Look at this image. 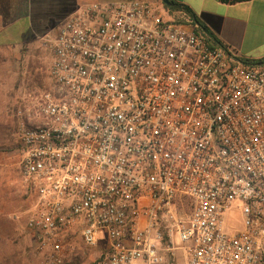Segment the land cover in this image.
<instances>
[{"label": "built area", "instance_id": "obj_1", "mask_svg": "<svg viewBox=\"0 0 264 264\" xmlns=\"http://www.w3.org/2000/svg\"><path fill=\"white\" fill-rule=\"evenodd\" d=\"M47 42L48 87L12 114L38 247L60 262L79 234L105 238L102 264H264V59L162 0L87 3Z\"/></svg>", "mask_w": 264, "mask_h": 264}, {"label": "crops", "instance_id": "obj_2", "mask_svg": "<svg viewBox=\"0 0 264 264\" xmlns=\"http://www.w3.org/2000/svg\"><path fill=\"white\" fill-rule=\"evenodd\" d=\"M93 1L107 0H0V118L6 117V105L19 97L13 92V79L22 56L26 54L27 61L38 58L41 41ZM175 1L187 5L220 44L239 58H264V0Z\"/></svg>", "mask_w": 264, "mask_h": 264}, {"label": "rangeland", "instance_id": "obj_3", "mask_svg": "<svg viewBox=\"0 0 264 264\" xmlns=\"http://www.w3.org/2000/svg\"><path fill=\"white\" fill-rule=\"evenodd\" d=\"M48 37L39 44L38 58L27 61L24 54L20 67L15 66L13 92L19 97L6 105V117L0 118V264H102L107 245L104 237L96 246L88 247L82 244L79 234L70 235L65 258L56 262L48 257L46 249L38 247L34 235L25 228L31 196L20 170L22 150L12 114L25 93L48 87ZM177 264H185L181 251L177 252Z\"/></svg>", "mask_w": 264, "mask_h": 264}, {"label": "trees", "instance_id": "obj_4", "mask_svg": "<svg viewBox=\"0 0 264 264\" xmlns=\"http://www.w3.org/2000/svg\"><path fill=\"white\" fill-rule=\"evenodd\" d=\"M169 2V5H163L169 11L170 14H173L175 16L177 22H190L195 26L197 33L205 36L209 42H212L213 44H220V42L215 38L212 32L208 30L207 26L197 18L196 14L187 5L176 2L175 0H169ZM175 12H178L179 15L176 16L174 14Z\"/></svg>", "mask_w": 264, "mask_h": 264}, {"label": "water", "instance_id": "obj_5", "mask_svg": "<svg viewBox=\"0 0 264 264\" xmlns=\"http://www.w3.org/2000/svg\"><path fill=\"white\" fill-rule=\"evenodd\" d=\"M162 2H163V4H166V5L170 4L169 0H162Z\"/></svg>", "mask_w": 264, "mask_h": 264}]
</instances>
